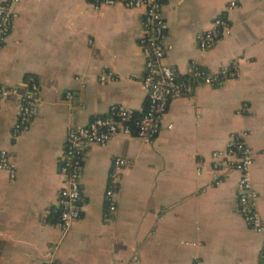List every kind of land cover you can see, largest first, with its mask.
Returning <instances> with one entry per match:
<instances>
[{
	"label": "crops",
	"instance_id": "obj_1",
	"mask_svg": "<svg viewBox=\"0 0 264 264\" xmlns=\"http://www.w3.org/2000/svg\"><path fill=\"white\" fill-rule=\"evenodd\" d=\"M3 5L13 22L0 49V84L20 93L32 84L37 89L21 132L16 102L0 98V150L15 165L13 177L0 169V264L264 262L263 0L163 1V61L177 77L191 78L193 64L205 74L229 67L230 75L218 85L194 78L189 93L168 103L151 141L118 134L87 145L78 179L81 214L66 232L59 225L60 167L68 129L114 105L141 113L147 104L139 44L145 9L90 0ZM216 18L227 30L201 52L200 35ZM242 134L253 154L248 192L255 193L260 231L240 211L241 171L222 161L215 166L212 158ZM118 157L127 163L113 182Z\"/></svg>",
	"mask_w": 264,
	"mask_h": 264
},
{
	"label": "built area",
	"instance_id": "obj_2",
	"mask_svg": "<svg viewBox=\"0 0 264 264\" xmlns=\"http://www.w3.org/2000/svg\"><path fill=\"white\" fill-rule=\"evenodd\" d=\"M164 0H93L96 5H114L120 2L129 8H144L145 17L143 20L144 34L139 40L140 47L145 54L144 74L142 84L146 90L147 105L144 110L136 116V112L126 106H112L104 115L92 118L87 124L70 127L66 134V149L63 154V161L60 173L64 178L60 190V219L59 225L64 232L68 231L73 222L80 217L81 208L78 204L80 198L79 173L83 161L84 148L90 144H105L118 134L137 136L148 142L154 139L159 133L163 117L167 110L168 103L176 97H180L192 90L191 81L194 78H201L204 84L218 85L230 75V68L223 67L216 72L209 74L202 73L198 67L192 65V76L187 79H179L172 67L166 64L164 59V46L162 42L164 22L162 18V5ZM264 1V0H263ZM235 5L234 2L231 3ZM13 22V14L7 5L0 6V49L2 48L7 34ZM227 30L225 20L216 18L213 26L200 35L198 44L201 52L210 49L218 35ZM107 75H102L104 81ZM32 84L31 90L20 93L17 88H9L0 84V98L13 99L18 106V118L15 124V131L27 130L33 116V93L36 90ZM171 124H168L170 127ZM244 134L239 137H231L224 151H215L212 158L215 166L222 161L228 168H237L241 171L238 184V195L240 211L246 222L255 231H260L262 222L253 200L255 193L248 192L250 189L249 167L252 163V152L243 140ZM126 160L116 158L113 162L111 180L114 182ZM0 169L7 170L10 176L15 175V165L9 152L0 150ZM108 200L113 195L110 188L106 191ZM111 201V200H110ZM109 209L113 211L115 204L110 203ZM264 254V241L262 244ZM257 264H264L260 262Z\"/></svg>",
	"mask_w": 264,
	"mask_h": 264
},
{
	"label": "trees",
	"instance_id": "obj_3",
	"mask_svg": "<svg viewBox=\"0 0 264 264\" xmlns=\"http://www.w3.org/2000/svg\"><path fill=\"white\" fill-rule=\"evenodd\" d=\"M90 1H93V0H90ZM147 105V104H146ZM146 107V106H145ZM140 113H136V116H138Z\"/></svg>",
	"mask_w": 264,
	"mask_h": 264
}]
</instances>
